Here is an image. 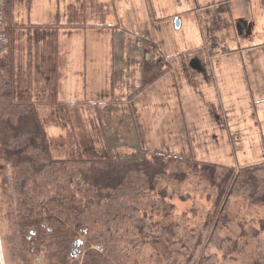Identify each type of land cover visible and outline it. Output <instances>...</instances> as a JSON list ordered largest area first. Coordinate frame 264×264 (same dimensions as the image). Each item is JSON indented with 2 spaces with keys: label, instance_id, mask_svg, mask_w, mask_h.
<instances>
[{
  "label": "trees",
  "instance_id": "obj_1",
  "mask_svg": "<svg viewBox=\"0 0 264 264\" xmlns=\"http://www.w3.org/2000/svg\"><path fill=\"white\" fill-rule=\"evenodd\" d=\"M14 4L6 0L9 41L0 55V160L8 170L22 251L40 255L44 264H190L199 253L200 262L208 263L210 249L224 243L222 214L230 199L264 201V161L236 169L155 150L117 157L104 133L100 149H73L55 158L47 120L76 133L69 128L67 104L58 100V34L64 27L57 13L52 24L22 28L14 19ZM84 12V0H78L68 8L65 27H84ZM22 35L24 69L17 64ZM142 45L157 51L150 40L143 39ZM169 68L157 53L141 74V89ZM39 106L54 111L43 117ZM193 194L208 196L219 209L214 223L203 229L188 230L174 218V199L187 201Z\"/></svg>",
  "mask_w": 264,
  "mask_h": 264
},
{
  "label": "rangeland",
  "instance_id": "obj_2",
  "mask_svg": "<svg viewBox=\"0 0 264 264\" xmlns=\"http://www.w3.org/2000/svg\"><path fill=\"white\" fill-rule=\"evenodd\" d=\"M162 1L163 5L157 6L155 11L157 19H152L147 12L146 0H106L105 17L107 21H113L115 7L123 39L132 48L141 47L142 40L148 38L156 44L161 56L169 61L176 75H180L182 69L180 92L175 90L174 85L175 89L169 90L162 104V95H157L156 91L159 88L167 90L172 84L163 75L153 90L148 88L146 95L138 100L144 103L141 109L138 108L140 104L136 105L139 119H136V113L131 108L133 103L113 106L112 112L117 117L106 116L109 112L101 109L102 105L85 104L82 100L70 104L69 128L72 127L79 137L76 133L71 135L67 125L47 120L46 130L52 140L53 156L65 158L74 152L73 149H100L103 144L101 135L104 133V141L117 157L140 156L145 150H155L236 169L263 162L264 0H229L225 5H221L223 0L186 1L184 6L194 2L201 10L200 19H197V23L201 24L200 30L198 25L196 27L181 14L171 13L173 8L178 10L171 0L170 4ZM66 2L68 0H31L28 9L27 0H15L14 19L22 28L30 23H50L55 19V7ZM89 3L90 21L93 22L100 16L99 2L89 0ZM179 18L181 27L176 25L180 22ZM114 28L109 27L112 33ZM201 29L209 38V45L202 39ZM104 30L106 33L100 32L99 41L108 45L113 34L109 31L108 35ZM60 35L58 42L62 52L73 44L77 48L81 45L76 40L71 43V39L61 38ZM17 45V64L24 69L27 63L25 35L19 37ZM35 50L34 47L32 53ZM149 51L154 57L157 56V51ZM103 55L106 54L100 50L101 65L104 64ZM60 65H65L62 56ZM191 90H195L198 97L192 95ZM183 104L195 114L196 123L188 113L181 115L179 110ZM39 107L43 117L54 111L49 107ZM160 107L164 108L163 112L159 110ZM75 110L78 113H74ZM125 114L129 118H125ZM162 114L168 115L169 119L163 120ZM120 115L122 118H118ZM151 121L159 124L152 126ZM138 122L140 125H135ZM166 123H171L168 127L175 133L170 139L162 132L167 127L164 126ZM184 130L187 135L182 138L179 134ZM145 131L152 139L149 140V148L142 142V132ZM7 175V167L0 160V264H44L40 255L32 257L22 251V240L14 220V205L6 183ZM173 202L176 206L174 218L188 230L197 226L199 229L205 228V225L208 227L217 218L219 209L212 206L206 195L193 194L190 200L174 199ZM222 215L226 219L221 235L225 238L224 243L221 247L210 249L208 255L211 259L204 264H264V201L232 197ZM145 250L150 249H142ZM150 253L147 255L150 256ZM201 254L190 264H203L200 262Z\"/></svg>",
  "mask_w": 264,
  "mask_h": 264
},
{
  "label": "crops",
  "instance_id": "obj_3",
  "mask_svg": "<svg viewBox=\"0 0 264 264\" xmlns=\"http://www.w3.org/2000/svg\"><path fill=\"white\" fill-rule=\"evenodd\" d=\"M99 2L98 13L100 16L97 17V20L93 22L90 21L91 15H89V0H84L85 5V12H84V27H73V28H66L65 27V15L68 11V8L73 5L78 4V0H68L62 6L55 7V16L57 13L61 16V25H63L60 31L62 33L60 35L61 38H67L72 40H76L77 44H81L79 48L73 44L69 47L67 51H63L59 46V68H60V81H59V92H58V100L64 104H67V108L69 109V105L73 103H78L82 100L85 104H95V105H102L100 108L107 110L109 113L106 116H118L117 114H113V106L121 103H133L131 108L136 113V119H139V115L137 112L138 105L139 109L144 105L143 101H138L140 98L142 99L143 96L146 95V90L151 88L153 90L154 86L158 84L163 78H167L172 84H169V89L165 90L163 88H159L156 91V94H161V102L164 103V98L168 97L167 94L172 90L175 89L174 85H176L177 92L181 90L180 80L183 82V72L181 73L182 69L180 70V75H176L173 71L172 65L165 73L164 77H160L161 80H156L146 88L141 89V74L146 67V63L148 61L145 59V54L154 55L148 48L138 46L136 48H132L130 43H127L125 39H123V30L119 24V17L118 13H116V8L113 7V21H107L106 15V0H97ZM167 4H170V0H165ZM190 2L191 0H171V3L177 6L178 10L172 9L171 13L177 15H182L185 18L190 20V23H194L198 28L201 27L200 22L197 23V19L199 18V14L201 10L197 7L196 3H191L190 6H184L185 3ZM224 3L221 5H225V2L229 0H223ZM147 6L149 11L148 15L153 19L157 16L155 11L157 6L163 5L162 0H146ZM209 5V4H206ZM175 11H177L175 13ZM87 16L89 20L87 21ZM180 20V18H179ZM55 22L50 23H37V24H52ZM181 27V20H180ZM108 26V28H107ZM109 27H116L114 28V33L109 29ZM108 32L111 31L112 38L110 44H104L103 42L99 41L100 32L106 33L105 30ZM200 30V28H199ZM202 39L204 38L205 41L209 45V38L206 37V34L201 29L200 31ZM87 34V35H86ZM145 38V37H144ZM147 40H150L146 38ZM245 39V38H244ZM155 47L157 48L156 44L150 40ZM135 47V46H134ZM101 50L103 55L104 64L101 65L99 63V51ZM158 54L159 51L157 52ZM65 59V65L61 66L60 61ZM167 60V59H166ZM150 61V60H149ZM168 61V60H167ZM169 62V61H168ZM198 61H196L195 66L197 65ZM217 72H220L219 70ZM231 75V73H229ZM173 76L175 78L173 79ZM230 78V77H229ZM191 89V88H190ZM170 90V91H169ZM127 94V95H126ZM191 94L198 97L196 91L191 90ZM134 100V101H133ZM137 101V103H134ZM147 101V97H146ZM197 102V101H195ZM146 104V103H145ZM154 105L158 106V104L154 103ZM180 113H188L192 120L196 123L195 114L191 112V109L183 104ZM136 107V108H135ZM159 110L161 112L164 111L163 107H160ZM157 110V111H159ZM74 113H78V110L73 111ZM127 115V114H125ZM124 115V116H125ZM150 115V113H149ZM123 116V117H124ZM163 116V120H168V115H161ZM118 118H122L121 115ZM125 118H129V115L125 116ZM146 123V121H145ZM165 123V121H162ZM159 123H155L151 121V125L155 126ZM171 123H166L164 126H167L162 130L164 136L167 139H170L171 136H175V133L172 129L168 127ZM135 125H140V123H135ZM57 127V126H55ZM61 130V129H60ZM178 133V131H177ZM62 133H59L61 135ZM144 136L142 142L146 144L148 147L149 140H152L150 135L145 131L142 132ZM182 138L186 137L187 135L186 130L182 131L179 134ZM149 148V147H148Z\"/></svg>",
  "mask_w": 264,
  "mask_h": 264
},
{
  "label": "built area",
  "instance_id": "obj_4",
  "mask_svg": "<svg viewBox=\"0 0 264 264\" xmlns=\"http://www.w3.org/2000/svg\"><path fill=\"white\" fill-rule=\"evenodd\" d=\"M5 5L6 0H0V55L5 54L9 41L7 33L8 21L5 15ZM153 57L154 55L145 54V59L147 61L151 60Z\"/></svg>",
  "mask_w": 264,
  "mask_h": 264
},
{
  "label": "bare ground",
  "instance_id": "obj_5",
  "mask_svg": "<svg viewBox=\"0 0 264 264\" xmlns=\"http://www.w3.org/2000/svg\"><path fill=\"white\" fill-rule=\"evenodd\" d=\"M0 254H2V252H1V241H0Z\"/></svg>",
  "mask_w": 264,
  "mask_h": 264
},
{
  "label": "water",
  "instance_id": "obj_6",
  "mask_svg": "<svg viewBox=\"0 0 264 264\" xmlns=\"http://www.w3.org/2000/svg\"><path fill=\"white\" fill-rule=\"evenodd\" d=\"M176 25H177V27H179V25H180L179 21L177 22V24H176Z\"/></svg>",
  "mask_w": 264,
  "mask_h": 264
}]
</instances>
